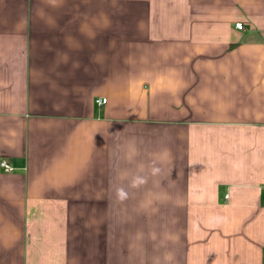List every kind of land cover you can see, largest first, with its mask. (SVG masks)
<instances>
[{
  "label": "crops",
  "instance_id": "0c3cea01",
  "mask_svg": "<svg viewBox=\"0 0 264 264\" xmlns=\"http://www.w3.org/2000/svg\"><path fill=\"white\" fill-rule=\"evenodd\" d=\"M1 161L0 264H264V0H0Z\"/></svg>",
  "mask_w": 264,
  "mask_h": 264
},
{
  "label": "clouds",
  "instance_id": "9594fccd",
  "mask_svg": "<svg viewBox=\"0 0 264 264\" xmlns=\"http://www.w3.org/2000/svg\"><path fill=\"white\" fill-rule=\"evenodd\" d=\"M142 171H143V167L141 166V172ZM160 173H161V168L156 166L155 163H153V165L150 168V176L156 177L159 176ZM123 178L124 177L122 176L121 179ZM148 180H149L148 175H142L138 172L137 174L131 176L126 186L123 184L113 186L116 199L120 202H124L128 200L132 195V192L130 190H139L148 183Z\"/></svg>",
  "mask_w": 264,
  "mask_h": 264
},
{
  "label": "built area",
  "instance_id": "2783aa9c",
  "mask_svg": "<svg viewBox=\"0 0 264 264\" xmlns=\"http://www.w3.org/2000/svg\"><path fill=\"white\" fill-rule=\"evenodd\" d=\"M236 28L242 30L244 28V26H243L242 23H237L236 24ZM96 103L99 104V105H105L107 103V99H105V98L104 99H97ZM0 167L5 172H12L14 170L13 167L10 166L6 161H1Z\"/></svg>",
  "mask_w": 264,
  "mask_h": 264
}]
</instances>
